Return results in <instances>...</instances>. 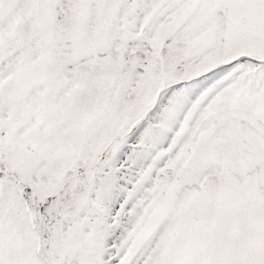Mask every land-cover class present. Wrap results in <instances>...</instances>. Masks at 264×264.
I'll use <instances>...</instances> for the list:
<instances>
[{
  "label": "snow or ice",
  "instance_id": "1",
  "mask_svg": "<svg viewBox=\"0 0 264 264\" xmlns=\"http://www.w3.org/2000/svg\"><path fill=\"white\" fill-rule=\"evenodd\" d=\"M0 264H264V0H0Z\"/></svg>",
  "mask_w": 264,
  "mask_h": 264
}]
</instances>
